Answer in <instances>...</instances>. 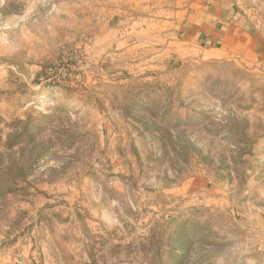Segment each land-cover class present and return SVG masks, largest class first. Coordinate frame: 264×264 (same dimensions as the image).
Here are the masks:
<instances>
[{"label": "rangeland", "instance_id": "374dc122", "mask_svg": "<svg viewBox=\"0 0 264 264\" xmlns=\"http://www.w3.org/2000/svg\"><path fill=\"white\" fill-rule=\"evenodd\" d=\"M194 1L0 0V264H264V0Z\"/></svg>", "mask_w": 264, "mask_h": 264}, {"label": "crops", "instance_id": "0c3cea01", "mask_svg": "<svg viewBox=\"0 0 264 264\" xmlns=\"http://www.w3.org/2000/svg\"><path fill=\"white\" fill-rule=\"evenodd\" d=\"M183 13V42L203 47L220 58L256 53L254 36L238 20L228 0H195Z\"/></svg>", "mask_w": 264, "mask_h": 264}]
</instances>
